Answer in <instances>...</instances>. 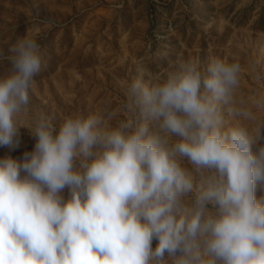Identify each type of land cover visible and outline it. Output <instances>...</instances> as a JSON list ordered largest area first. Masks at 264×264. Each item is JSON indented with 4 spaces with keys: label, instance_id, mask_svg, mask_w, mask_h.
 Returning a JSON list of instances; mask_svg holds the SVG:
<instances>
[{
    "label": "clouds",
    "instance_id": "obj_1",
    "mask_svg": "<svg viewBox=\"0 0 264 264\" xmlns=\"http://www.w3.org/2000/svg\"><path fill=\"white\" fill-rule=\"evenodd\" d=\"M9 53L0 147L17 149L21 127L35 145L0 157V264H264V120L253 111L264 97L236 98L239 61L177 58L163 75L138 66L130 118L76 114L57 130L43 111L26 120L36 38Z\"/></svg>",
    "mask_w": 264,
    "mask_h": 264
},
{
    "label": "rangeland",
    "instance_id": "obj_2",
    "mask_svg": "<svg viewBox=\"0 0 264 264\" xmlns=\"http://www.w3.org/2000/svg\"><path fill=\"white\" fill-rule=\"evenodd\" d=\"M25 35L43 53L26 120L43 111L57 130L76 114H105L107 126L130 118L122 106L137 67L163 75L177 58L201 69L213 58L239 61L236 98L264 97V0H0V74L10 68V47ZM253 111L264 120V108ZM222 112L227 129L234 120L226 105ZM19 131V147H0V157L22 160L33 150L30 130ZM61 195L67 199L68 189ZM256 196L264 197V185L257 184Z\"/></svg>",
    "mask_w": 264,
    "mask_h": 264
}]
</instances>
